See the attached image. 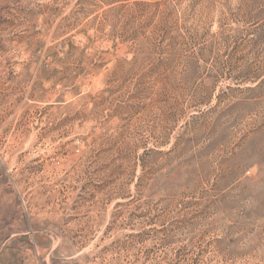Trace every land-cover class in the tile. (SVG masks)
I'll use <instances>...</instances> for the list:
<instances>
[{"label":"rangeland","instance_id":"1","mask_svg":"<svg viewBox=\"0 0 264 264\" xmlns=\"http://www.w3.org/2000/svg\"><path fill=\"white\" fill-rule=\"evenodd\" d=\"M0 264H264V0H0Z\"/></svg>","mask_w":264,"mask_h":264},{"label":"trees","instance_id":"2","mask_svg":"<svg viewBox=\"0 0 264 264\" xmlns=\"http://www.w3.org/2000/svg\"><path fill=\"white\" fill-rule=\"evenodd\" d=\"M172 63V60H167L166 62L164 61V62H162L161 64H160V66H162V65H166V66H168V65H170Z\"/></svg>","mask_w":264,"mask_h":264}]
</instances>
